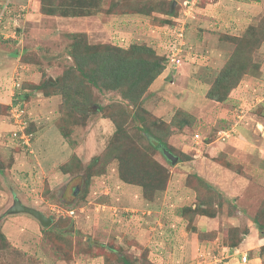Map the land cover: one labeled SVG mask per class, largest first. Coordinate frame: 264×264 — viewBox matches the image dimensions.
Here are the masks:
<instances>
[{"label":"rangeland","instance_id":"obj_1","mask_svg":"<svg viewBox=\"0 0 264 264\" xmlns=\"http://www.w3.org/2000/svg\"><path fill=\"white\" fill-rule=\"evenodd\" d=\"M44 2L58 11L0 0V264H264L253 221L264 224V0ZM132 45L163 64L137 109L114 83L97 88L83 76L100 66L96 55L115 60ZM72 52L93 63L79 69ZM235 55L246 73L217 101L210 94ZM120 107L134 117L122 147L159 143L139 130L141 115L157 119L153 132L178 157L172 165L148 149L167 169L163 187L144 191L108 157ZM195 174L211 188L214 217L198 210ZM14 199L49 225L7 213Z\"/></svg>","mask_w":264,"mask_h":264},{"label":"trees","instance_id":"obj_2","mask_svg":"<svg viewBox=\"0 0 264 264\" xmlns=\"http://www.w3.org/2000/svg\"><path fill=\"white\" fill-rule=\"evenodd\" d=\"M41 2L42 10H44L47 14H53V12L58 11V8H46L45 7V0H39ZM73 3H77V1H72L70 4L75 7L76 5ZM84 4V3H83ZM81 12H87L86 6L82 5ZM85 43H77V46L84 45ZM139 47L136 45L130 46L126 50H121L120 55L115 60L111 57V55H105L104 58H98L99 54L96 55L94 58V62L99 63L100 65L98 69L92 70L90 73L83 75L90 81L95 87L99 88L100 84H104L105 87H112L115 88V85L122 89V93L124 97L130 100V103L134 108L137 109L138 105V97L141 95L147 86L153 81L154 76L161 72L163 68V64L156 58L149 60L148 58L136 55L138 52ZM118 50V49H116ZM76 52H72L71 56L74 63L79 66V69L82 64H88L92 61L89 60L88 56H84L82 58L80 55L76 56ZM84 53V52H82ZM81 54V53H80ZM93 63V62H92ZM118 67H122L123 70L118 71ZM246 73L244 66H242L237 60L236 55L230 58V62L226 63L225 66L222 68L221 72L218 75V81L215 86L217 93L215 96L210 94L212 98L217 101H223L227 97L228 93L232 88L236 86L238 81L240 80L241 74ZM103 77V81L99 83L98 78ZM65 80L62 79H55V82L49 83L47 87L55 88L58 86V82ZM125 80L127 83L125 85ZM112 82L114 84H110ZM57 83V84H56ZM69 88V85H68ZM187 116L189 113L185 112L183 109H179L178 113ZM180 114H176V117L179 118V122H183L184 118H180ZM113 121L116 125V131L111 137L109 148L114 150H122V152L117 156L116 151H111L108 149V157H114L119 159V169H120V177L126 178L128 181H134L135 183L141 184L146 189H154V188H161L164 186V183L167 179V169L161 163H158L156 160L153 159L151 150H157V146H154L151 142L147 143L146 147L135 146V145H126V148L122 147L123 144L120 142V138L127 136L125 125L127 124V118L130 117L134 119L125 107L118 108V111L112 113ZM139 121L144 123L145 127H140L139 130L146 133L153 134V136L158 139L159 143H164L159 135V133H154L153 131H157L155 129H160L159 125H157V119H153L152 123L147 124L144 122V118H141L139 115ZM159 124V123H158ZM169 126V125H168ZM115 135V136H114ZM124 140V139H123ZM165 144V143H164ZM167 149V145L165 144ZM139 149H136L138 148ZM170 150V149H169ZM171 151V150H170ZM168 162V161H167ZM169 163V162H168ZM154 164V165H153ZM226 169L233 170V166L229 163H224ZM237 169V168H236ZM190 178H194L196 182L200 184V186H196V197L198 198V206L200 207L198 210L200 214H204L210 217H214L213 210L211 207L213 206V200L207 198L204 194L211 191L209 184L204 181V179L198 177L196 174L189 176ZM200 178V179H199ZM264 204V203H263ZM205 205V206H204ZM264 211V208L261 210ZM255 224H259V227L264 230V224H261L257 221L256 218H253ZM230 235H234L236 237V245L240 240L239 232L236 229H231L229 231ZM235 245V244H234ZM233 245V246H234ZM123 264H130L126 260H123Z\"/></svg>","mask_w":264,"mask_h":264},{"label":"water","instance_id":"obj_3","mask_svg":"<svg viewBox=\"0 0 264 264\" xmlns=\"http://www.w3.org/2000/svg\"><path fill=\"white\" fill-rule=\"evenodd\" d=\"M52 80V79H51ZM152 143L157 146L162 155L167 161L174 165L178 161V157L174 155L166 146L159 144L157 141H152ZM17 212H26L36 218L43 226L49 225L51 219L47 218L39 210L23 205L18 199H14L13 205L7 209V213H17Z\"/></svg>","mask_w":264,"mask_h":264},{"label":"built area","instance_id":"obj_4","mask_svg":"<svg viewBox=\"0 0 264 264\" xmlns=\"http://www.w3.org/2000/svg\"><path fill=\"white\" fill-rule=\"evenodd\" d=\"M172 62L173 63H177V62H179V59L177 58V59H174V58H172ZM18 108V107H17ZM20 108H18L17 110H19ZM20 111V110H19ZM20 115H21V113H19V112H17V114H16V117H18L19 119H20V121H16L19 125H22V120H21V118H20ZM24 128H25V125L23 126V129H20V133H19V131H17L16 133H15V135L17 134V133H19L21 136H23V137H25L26 138V136L25 135H27V134H25L24 133ZM23 133V134H22ZM196 137H198V135H196Z\"/></svg>","mask_w":264,"mask_h":264},{"label":"crops","instance_id":"obj_5","mask_svg":"<svg viewBox=\"0 0 264 264\" xmlns=\"http://www.w3.org/2000/svg\"><path fill=\"white\" fill-rule=\"evenodd\" d=\"M6 82H7L6 77H5V79L2 78V80L0 81V85L2 86V88H1L2 90H3V89H4V90L6 89V87H7V86H6ZM4 85H5V87L3 88Z\"/></svg>","mask_w":264,"mask_h":264}]
</instances>
